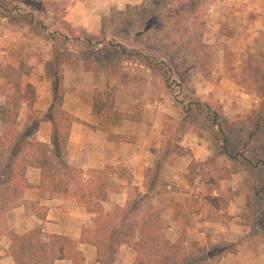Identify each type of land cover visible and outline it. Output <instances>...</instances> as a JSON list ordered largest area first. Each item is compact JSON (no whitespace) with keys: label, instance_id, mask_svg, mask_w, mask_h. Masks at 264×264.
<instances>
[{"label":"trees","instance_id":"trees-1","mask_svg":"<svg viewBox=\"0 0 264 264\" xmlns=\"http://www.w3.org/2000/svg\"><path fill=\"white\" fill-rule=\"evenodd\" d=\"M175 1L160 0L147 14V21L140 28H146L149 22L152 30L145 32V40L159 32L164 23H177L178 13L173 9ZM48 2L43 4L49 8ZM161 5H167L168 9L157 10ZM130 6L127 5V9ZM142 7L144 4L133 8ZM5 10L3 0H0V13ZM184 10H187L186 6ZM117 13L122 15L118 23L121 28L134 21L133 17L127 16V10ZM61 20L67 32L87 47L110 44L106 31L107 26L115 22L113 14L103 18L98 34L87 30L76 33L72 25ZM3 22L4 18L0 16V24ZM203 45L201 42L200 46ZM115 46L124 55L141 56V53L128 50L120 43H115ZM222 51L228 79L246 93H253L258 98V104L229 122L218 110L205 106L212 129L207 126L214 133L215 150L203 163L191 158L188 184L192 185L197 179L199 188L187 209L190 214L199 215L203 221L210 223L230 220L228 207L235 192L232 189L222 190L221 183L231 180L235 173L233 165L242 163L249 169L264 170V50L248 52L238 60L237 54L227 45H223ZM116 55L118 53L113 51L112 56ZM144 58L149 60L148 56ZM63 65L62 53L56 50L46 64V74L52 86V98L46 111L33 108L35 89L31 84L23 83L24 77L32 74V66L21 62L18 66L6 64L0 67V78L7 84L6 94L0 98V236L5 233L9 237L11 245L7 254L15 264H55L57 260L84 264L85 255L79 249V243L95 247V264H114L121 246L130 248L135 254L132 264H219L223 257L238 251L243 239L259 238L264 243V208L261 211L256 207L259 201L264 203V171L259 184L252 187L250 198L246 199V209L251 217L246 224L250 227L248 234L236 242L216 239L201 244L197 241L187 243L183 234L175 241L166 237L168 224L162 217L163 208L152 202V192L162 185L158 178L163 164L161 158L146 169L145 192L135 186L133 191H129L125 185H116L112 180L114 168L110 165L84 171L69 164L66 148L73 122L105 132L110 141L131 143L135 141L134 136L118 134L114 130L121 120L134 116L119 111L115 106L118 87L128 81L122 75L121 63H113L110 69L98 70L87 67L84 59V70L101 72L108 77L104 87L95 86L93 89L91 114L97 118L96 124L85 123L64 109ZM165 73V70L161 71L162 75ZM202 75L206 78V73ZM198 104L199 101H192L182 105L183 116L179 119L167 115L161 131L162 140L166 139L168 145L172 140H181L188 127L189 115ZM40 121L52 124L49 142L34 138ZM169 151L175 152L167 147L164 153ZM30 168L40 171V186L47 192L48 198L70 200L95 214L94 227L83 228L78 240L61 234L45 235L41 227L23 234L11 232L5 215L21 204ZM149 173L153 174L149 176ZM112 192H126L127 199L124 205H115L112 212H107L104 203ZM251 198L256 200V206L250 204ZM41 210L45 213V209Z\"/></svg>","mask_w":264,"mask_h":264},{"label":"rangeland","instance_id":"rangeland-1","mask_svg":"<svg viewBox=\"0 0 264 264\" xmlns=\"http://www.w3.org/2000/svg\"><path fill=\"white\" fill-rule=\"evenodd\" d=\"M38 1L40 0H3L6 10L0 13L5 23L15 24L24 30L23 32L27 31L28 37L26 36L24 42H18L19 40L13 35L7 37L10 46L15 43L27 45V50L24 51H27L26 57L38 55L41 57L45 52L51 53L52 56L56 50L60 51L64 63L62 77L66 68L73 72L86 71L84 59L87 67L98 70L110 69L113 63H121L122 75H125L128 80L126 85L138 100L131 115L139 117L144 109L148 113L157 112L161 121L160 133L167 115L179 119L183 116L182 105L199 101L200 104L195 105L189 115L188 127L181 140L177 142L172 140L168 145L169 142H166V139L162 140L160 134L152 142V149L155 151L154 161L159 158L163 161L158 176L162 182L161 186L167 184L168 180L171 181L170 176L177 174L169 190L177 192L176 201L188 206L193 194L199 188L197 179L192 185L188 184L191 158L203 163L215 150L214 133L208 129L211 126H209V116L205 106L210 105L212 109L218 110L223 119L229 122L237 115L249 112L258 104V98L253 93H246L243 88L229 79L222 81L224 76L228 78L222 51L223 45L226 44L222 41L211 44L203 39L209 21L210 5L215 0H176L173 9L178 13L177 23H164L159 32L152 34L149 40H145V32L151 29L149 22L146 28L140 27L144 21H147L145 20L147 14L153 11L160 0L145 2L137 0L139 2L136 3V0H129L131 3L125 6V1L128 0H50L56 1L50 2L51 4L49 0ZM46 1L49 8L43 4ZM118 4L123 7L118 9ZM142 4L144 7L140 9L133 8ZM127 5H131L129 9ZM185 6L187 10L183 11ZM166 9H168L167 5H161L157 10L165 11ZM87 10L90 11L89 14L95 13V17L87 16V19H93L94 24L99 25L97 34L100 32L103 18L114 15L115 22H111L106 31L110 44L87 47L82 42L76 41L60 22L63 19L72 25L76 33L86 30L94 32L92 26L76 27L75 22L80 21L82 12ZM125 10H127V16L133 17L134 21L129 23L128 27L121 28L118 23L122 15H118L117 12ZM11 39L14 42H10ZM201 42L204 43L202 47ZM115 43L124 45L128 50L139 52L141 56L124 55ZM263 50L264 32H261L244 51L234 52L238 60L248 52L258 53ZM113 51L118 55L112 56ZM143 56H148L149 60ZM1 60L0 55V67ZM164 70L166 73L162 75L161 71ZM86 72H89L97 82L102 79L106 83L108 81V77L101 72L92 70ZM202 73H206V78ZM6 91L7 84L0 83V98L5 96ZM167 147L175 152L164 153ZM177 152L182 154L178 155ZM232 168L235 173L231 180L221 183L222 190L232 189L235 192L233 204H229L228 208L234 207L236 215L230 217L228 221L232 220L234 224L245 225L251 218L249 210L246 209V199L250 198L252 187L259 184L264 170L249 169L242 163H237ZM152 174L149 173V176ZM133 187L129 185V191H133ZM161 190L158 193H161ZM174 193L173 196L165 198L173 202ZM240 198L244 200V212L240 211L241 208L238 206ZM250 204L256 206V200L251 198ZM256 207L262 211L264 203L259 201ZM211 238L208 236L209 241ZM216 239L223 238L217 236Z\"/></svg>","mask_w":264,"mask_h":264},{"label":"crops","instance_id":"crops-1","mask_svg":"<svg viewBox=\"0 0 264 264\" xmlns=\"http://www.w3.org/2000/svg\"><path fill=\"white\" fill-rule=\"evenodd\" d=\"M128 3L131 1H125L124 6ZM121 7L123 6L118 4L117 8ZM89 13V10L83 11L80 21L74 22L77 23L76 27L92 26L93 33H96L99 25H95L93 19H87V16L95 17V13L94 15ZM208 18L204 40L211 44L222 41L233 51H244L259 33L264 32V0H215L210 5ZM23 31L15 24L7 22L0 24L1 66L6 64L18 66L21 62L32 66V74L25 76L23 83H29L35 89L33 108L46 111L52 98V86L45 68L52 56L51 53L45 52L41 57L39 55L26 57L27 51H24L27 50V45L15 43L10 46L7 37L13 35L18 42H24L28 33ZM10 42L14 40L11 39ZM223 80L228 81V78L224 76ZM62 81L64 109L85 123L96 124L97 118L91 114L93 89L95 86L104 87L106 81L102 79L97 82L89 72L83 70L73 72L68 68L65 69ZM0 83L6 84L3 78H0ZM137 101L128 85L118 87L115 106L119 111L132 114ZM160 130L159 114L148 113L145 109L139 117L121 120L114 130L118 134L134 136L135 141L131 143L110 141L105 132L73 122L67 141L66 160L84 171L102 169L110 165L114 168L112 180L116 185H125L128 189L129 185H132L145 192L146 169L156 162L152 142L160 136ZM51 133L52 124L40 121L34 138L41 142H49ZM26 178L27 187L21 204L5 215L7 228L11 232L23 234L35 227H41L45 235L61 234L78 240L83 228L94 227L95 214L87 212L85 208L75 205L70 200L61 197L48 198L47 192L40 186L38 169H28ZM170 178L171 181L167 179V184L157 187L152 192V202L163 208L162 217L168 224L166 237L170 241H175L183 234L187 243L197 241L206 244L209 241L208 236L212 237L211 241H215L217 236H222L224 240L236 242L248 234L250 227L246 224H234L232 220L225 223H210L203 221L199 215L190 214L185 203L176 201L177 192L169 190L177 174ZM159 190L161 193H158ZM173 193V202L165 198L173 196ZM126 199V192H112L108 201L104 203V208L107 212H112L115 205H124ZM238 206L241 208L240 211H245L243 199L239 201ZM41 209H45V213H42ZM228 214L231 218L234 217L236 209L228 208ZM10 245L9 237L5 233L2 234L0 264H15L7 254ZM78 247L85 255L84 264H95V247L84 243H79ZM134 256L130 248L121 246L114 264H132ZM55 264L72 263L69 260H57ZM219 264H264V243L259 238L243 239L238 251L223 257Z\"/></svg>","mask_w":264,"mask_h":264}]
</instances>
